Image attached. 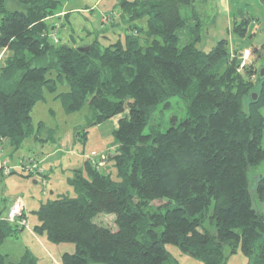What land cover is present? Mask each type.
Segmentation results:
<instances>
[{
	"label": "trees",
	"instance_id": "16d2710c",
	"mask_svg": "<svg viewBox=\"0 0 264 264\" xmlns=\"http://www.w3.org/2000/svg\"><path fill=\"white\" fill-rule=\"evenodd\" d=\"M8 1L0 0V52L9 51L0 64V142L17 148L37 137L30 111L61 78L68 88L55 97L66 112L86 103L93 123L121 115L105 153L114 176L90 157L70 181L75 195L36 211V230L74 244L61 264H177L166 243L201 264H224L238 247L247 264H264V175L254 182L251 174L264 161L259 53L239 68L247 47L220 39L196 48L194 0H123L130 19L146 17L145 28L132 23L123 42L101 47L94 39L86 49L49 37L59 0H16L13 9ZM172 97L184 114L152 119ZM99 213H113L116 229L94 222ZM23 228L0 217V245ZM37 262L28 250L17 261L0 252V264Z\"/></svg>",
	"mask_w": 264,
	"mask_h": 264
},
{
	"label": "rangeland",
	"instance_id": "374dc122",
	"mask_svg": "<svg viewBox=\"0 0 264 264\" xmlns=\"http://www.w3.org/2000/svg\"><path fill=\"white\" fill-rule=\"evenodd\" d=\"M133 1V0H129ZM223 1V2H222ZM123 0H59L56 15L47 20L51 31L56 33L58 45L84 46L96 39L101 47L117 40L124 41L132 23L145 28L146 17L130 19L122 6ZM16 0L6 6L13 9ZM195 10L201 22L200 38L195 46L209 50L220 39L226 46L239 51L244 47L257 51L248 61L256 58V65L264 64V0H194ZM190 9L184 8L182 15L189 17ZM49 33V37L52 39ZM55 35V34H54ZM7 52H0L5 57ZM49 77L56 78L52 70ZM64 78L56 80V90L46 91L44 99L38 100L30 114L35 136L24 138L14 148L6 141L0 142V162L5 161L8 173L0 169V217L4 218L7 207L15 200L23 202L28 226L13 236L3 239L0 252L7 253L9 260L17 261L25 250L37 259L38 264H61L63 251L71 249L73 243H56L48 239L46 232L36 230L39 223L36 211L40 203L56 198L59 194L74 196L71 184L75 170H85L86 160L95 158L93 164L99 170L111 172L115 168L105 153L113 149V129L121 115L101 123H93L92 110L84 103L79 109L66 112L56 92L67 91ZM254 91V89L252 90ZM252 93V92H251ZM249 97V96H248ZM170 107L152 116L154 120H169L173 115L184 114L185 103L179 97L170 98ZM264 112V108H262ZM65 139V140H64ZM94 153V154H92ZM36 163L38 170H23V165ZM254 182L264 175V161L252 172ZM161 201H153L157 205ZM260 208H263L261 206ZM113 213H99L94 222L116 229ZM165 247L177 259V264H201L195 258L182 254L177 245L166 243ZM74 250V249H73ZM224 264H247L248 257L240 247L234 253H227ZM97 264V263H92Z\"/></svg>",
	"mask_w": 264,
	"mask_h": 264
},
{
	"label": "built area",
	"instance_id": "2783aa9c",
	"mask_svg": "<svg viewBox=\"0 0 264 264\" xmlns=\"http://www.w3.org/2000/svg\"><path fill=\"white\" fill-rule=\"evenodd\" d=\"M51 37H52V40L54 42L58 41L56 33H53L51 35ZM250 55H251V50L249 48H245L242 50L241 56H240L239 68H242L246 65V63L248 62V60L250 58ZM92 161H94V160H92ZM22 168L25 170H28V171H32L34 169L38 170V166L36 165V163H31V164L25 165ZM0 169L4 173H8L10 171V168L6 165L5 161L0 162ZM4 218H5V220L12 222V223H15L19 226L27 227V225H28L27 220H26V215L24 213L23 202L21 200H19L18 198L15 199L11 203V205L9 206V208L7 210L6 216Z\"/></svg>",
	"mask_w": 264,
	"mask_h": 264
},
{
	"label": "water",
	"instance_id": "95a60500",
	"mask_svg": "<svg viewBox=\"0 0 264 264\" xmlns=\"http://www.w3.org/2000/svg\"><path fill=\"white\" fill-rule=\"evenodd\" d=\"M88 47V45H86V46H81V47H79V48H81V49H86ZM88 51V50H87ZM263 73H264V67H260V70H259V74H260V76H262L263 75ZM251 96H252V99L254 100V99H256V93L255 92H253L252 94H251Z\"/></svg>",
	"mask_w": 264,
	"mask_h": 264
},
{
	"label": "crops",
	"instance_id": "0c3cea01",
	"mask_svg": "<svg viewBox=\"0 0 264 264\" xmlns=\"http://www.w3.org/2000/svg\"><path fill=\"white\" fill-rule=\"evenodd\" d=\"M223 2V1H222ZM3 52H7V54L5 55V57L9 54V51L7 50V49H4V50H2ZM3 59H4V57H2V56H0V64L3 62ZM65 140V139H64ZM6 144H8L7 142H6ZM9 145V144H8ZM10 206V205H9ZM9 206L7 207V208H9ZM25 207V206H24ZM8 210V209H7ZM74 249V245H72V248L69 250V249H67L66 251H72ZM7 254V253H6ZM92 264V263H91ZM97 264H102V263H97Z\"/></svg>",
	"mask_w": 264,
	"mask_h": 264
}]
</instances>
